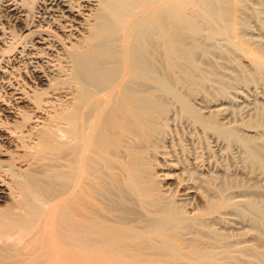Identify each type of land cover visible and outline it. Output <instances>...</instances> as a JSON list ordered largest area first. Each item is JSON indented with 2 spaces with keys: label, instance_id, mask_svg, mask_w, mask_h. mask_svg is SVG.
<instances>
[{
  "label": "bare ground",
  "instance_id": "6f19581e",
  "mask_svg": "<svg viewBox=\"0 0 264 264\" xmlns=\"http://www.w3.org/2000/svg\"><path fill=\"white\" fill-rule=\"evenodd\" d=\"M0 12V264H264V0Z\"/></svg>",
  "mask_w": 264,
  "mask_h": 264
},
{
  "label": "rangeland",
  "instance_id": "374dc122",
  "mask_svg": "<svg viewBox=\"0 0 264 264\" xmlns=\"http://www.w3.org/2000/svg\"><path fill=\"white\" fill-rule=\"evenodd\" d=\"M249 24L251 25V27H253V31L250 33V34H252L253 36H255L256 35V32H257V29L255 28L256 26H255V22H254V20H249ZM0 25H7L6 24V22L3 20V18H2V13L0 12ZM251 35V36H252ZM235 91H240V90H235ZM232 94V93H231ZM236 93H233L232 94V100L231 99H229L227 102H226V104H229V108H232L233 110L234 109H240V107H241V98L239 97V94L237 95H235ZM239 98H238V97ZM237 98V99H236ZM249 98L251 99L252 98V96H249ZM199 99V96H196V98L194 99L195 101V103H196V106H198V103L197 102H199L200 101V99ZM235 100V101H234ZM251 100H253V98L251 99ZM231 102V103H230ZM238 102V103H237ZM202 102L200 101L199 102V104H201ZM233 104V105H232ZM240 106V107H239ZM237 107V108H236ZM228 115L229 116H231L230 118H232L233 120H234V116H232L231 114H227L226 115V117L225 118H227V120H225L224 119V122H228L229 121V119H228ZM232 119H230V121L232 120ZM213 138V139H212ZM211 144V145H210ZM214 144V145H213ZM207 145H208V148H209V150H210V155H211V157H212V160H213V162H215L216 160H217V162L219 161V156H218V154H217V151H215V150H218L217 148H216V144H215V138L212 136V137H208V140H207ZM214 146V147H213ZM233 147V148H232ZM238 150H237V148H236V146H234V144L231 146V150H230V157L228 156V159H227V162H228V164H229V167L231 168V171L232 172H236V168L238 167V157H239V155H238V157L236 156L237 155V152ZM239 154V153H238ZM233 156V157H232ZM234 158V159H233ZM235 159H236V161H235ZM215 160V161H214ZM232 161H233V163H232ZM230 164H232V165H230Z\"/></svg>",
  "mask_w": 264,
  "mask_h": 264
}]
</instances>
